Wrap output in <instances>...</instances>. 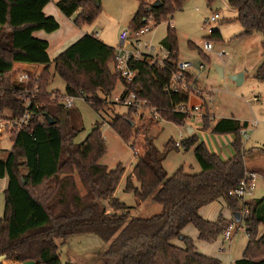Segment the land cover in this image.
Returning <instances> with one entry per match:
<instances>
[{
    "label": "trees",
    "instance_id": "1",
    "mask_svg": "<svg viewBox=\"0 0 264 264\" xmlns=\"http://www.w3.org/2000/svg\"><path fill=\"white\" fill-rule=\"evenodd\" d=\"M98 1L0 0V114L8 111L7 119H18L24 115L28 100L35 116L26 129L11 132L13 148L5 159L0 155V180H8L5 215L0 220V264H63L61 247L82 235L97 236L107 245L100 256L102 264H221L200 254L194 241L183 237V231L193 225L200 241L210 243L220 238L226 229L223 220L206 221L200 211L222 199L235 216L244 208L249 211L243 221L248 244L243 258L235 264H264V235L259 231L264 225V199L244 203L229 196L246 175L247 152L241 131L248 128L247 122L223 118L214 124L213 134L236 138L232 142L235 155L227 160L204 143L198 144L195 135L182 141L181 149L186 152L196 146L194 156L201 172L191 175L180 168L171 177L163 164L171 150L180 149L171 139L161 152L144 129L143 153L135 155L137 163L127 178L125 192L138 203L151 199L162 207L160 214L150 218H133L135 208L116 198L126 171L122 165L110 170L100 163L107 152L103 124L98 123L83 143L75 142L82 131L71 125L60 98L52 100L48 87L57 75L65 82L64 97L82 95L98 112L103 104L98 93L109 96L119 83L125 84L111 69L115 49L94 35H85L51 61L49 43L34 35L53 34L60 29L59 22L44 12L53 2L68 19L78 14L75 24L81 27L96 20ZM184 1L160 0L158 7L141 2L130 30L138 31L151 23L161 25ZM207 1L210 5L215 2ZM228 4L238 13L237 21L244 28L242 37L261 34L264 49V0H228ZM213 38L220 39V33L213 30ZM177 44L175 29L169 24L162 43L169 54L165 66L134 63L139 75L127 85V91L158 108L168 122L186 127L187 118L172 113L171 103L187 98L164 92L176 69L174 62L179 60ZM16 65L46 67L28 85L29 90L36 91L34 98L25 96L24 86L14 82ZM255 77L264 82V61ZM128 111V116L112 123L125 142L140 136L129 118L130 113L137 112ZM41 117L46 120L44 125L38 120ZM47 117L55 123L51 125ZM213 123L208 120L204 131ZM180 237L183 247L174 243Z\"/></svg>",
    "mask_w": 264,
    "mask_h": 264
},
{
    "label": "rangeland",
    "instance_id": "2",
    "mask_svg": "<svg viewBox=\"0 0 264 264\" xmlns=\"http://www.w3.org/2000/svg\"><path fill=\"white\" fill-rule=\"evenodd\" d=\"M157 1L160 0H99L100 10L93 24L78 27L75 24L78 14L70 19L63 16L58 22L61 25L62 34L71 36L70 43L75 41L79 34L85 36L98 33L100 41L115 49L120 44V35L130 30L131 22L137 14L141 2L152 5ZM51 7L55 8V2L51 4ZM216 14L220 18L213 23L211 19ZM237 18L238 13L229 6L228 0H215L212 5L207 0H185L181 8L175 11L173 17L157 27L151 23L149 25L152 29L151 32L142 39L143 42H148L159 48L166 39L168 27L171 24L178 38L179 59L205 65V70L197 81V89L202 94L199 99L194 98L197 106L205 108L201 110L200 117L195 121L186 122V126H190L194 130L191 135L188 134L186 127L177 126L165 118L168 123H158L148 116H141V113H130L129 118L135 123L134 131L138 130L140 136L125 142L112 128V123L118 117L128 116L129 113V109L126 107L114 104L115 98L123 92L121 83L109 96L98 93V97L103 103L98 112L81 98L76 100L73 107L65 110V114L71 118L73 127L82 131L75 140L77 144L83 143L98 123L103 124L102 133L107 152L100 163L110 170L116 169L118 165L125 168L126 172L117 189L116 198L129 207H135L138 204L132 194L125 192V188L127 178L137 163L138 158L135 157V151L140 154L143 153L141 145L144 142L142 135L144 129L148 131L147 136L154 139L156 147L161 152L165 150L166 144L171 139L175 142H182L195 135L198 138V144L204 143L212 153L223 159H229L235 155L232 141L236 138L232 135L218 136L213 134V126L220 118H235L241 122L257 121L259 123L256 130H249L247 137H242V142L247 152L245 162L250 171L248 173L254 171L259 176L249 200L264 199V82L255 77L259 66L264 61L263 37L259 33L250 37H242L244 28L237 21ZM211 30L218 31L221 38L210 39L209 31ZM208 39L213 43V52L203 53V43ZM190 44H194L197 49ZM220 53L223 54L222 57L219 56ZM217 67L223 69V78L218 74ZM19 73L22 72H15L14 82L16 83H18L17 75ZM240 74L244 75V80L239 86L231 78ZM48 89L52 91V100H58L60 96L65 95V82L56 75ZM29 91L35 90L30 89ZM254 98H258L259 102H255ZM209 113L211 116L207 115ZM9 115L10 113L5 111L0 114V119H7L6 117ZM208 120L214 123L210 129L204 131L205 123ZM195 147H192L188 152L180 149L179 151L171 150L168 153L163 165L169 177L180 168L191 175L201 172V167L194 156ZM12 148L11 132L7 131L0 134L1 157L5 159ZM3 188L4 183L0 180V220L5 215L6 207ZM161 212L162 207L149 199L145 208L132 209V217L150 218ZM259 231L260 236H263L264 225L260 227ZM248 240L244 222L234 224L232 241L227 242L223 235L220 236L218 248L219 253H223L222 256L225 261L222 264H231L229 258L241 253L242 249L247 246ZM174 243L180 245V238ZM231 245H233V251H230ZM106 248L107 245L97 236H75L68 245L61 247L60 255L63 264H102L100 256L106 251Z\"/></svg>",
    "mask_w": 264,
    "mask_h": 264
},
{
    "label": "built area",
    "instance_id": "3",
    "mask_svg": "<svg viewBox=\"0 0 264 264\" xmlns=\"http://www.w3.org/2000/svg\"><path fill=\"white\" fill-rule=\"evenodd\" d=\"M219 18V15L216 14L211 19V22L215 23ZM151 30V27L148 26L138 31L128 30L120 35V44L115 48V58L112 66L114 72L125 81V84H123V92L119 97L115 98L114 104L122 105L129 110H134L137 112L136 114L141 113V116H148L154 122L168 123L158 108L152 107L147 100H140L136 93H128L127 91V85L135 82L139 75V71L132 66L134 63L145 62L149 66L158 65L159 67H164L165 62L168 60V51L163 46L157 48L148 42H143V37L147 36ZM209 33L211 35L212 30L209 31ZM94 36L97 39L99 38L98 33ZM202 51L203 53L213 52V43L209 39L204 41ZM219 56L222 57L223 54L220 53ZM174 64L176 69L172 72L169 82L164 87V92L172 97L185 96L187 98L185 101L179 103L172 101L171 111L172 113L185 116L187 121L193 122V120L195 121V119L200 117L201 110L205 108L203 106H197L196 103L193 102L194 98L199 99V96L202 94V92L197 89V81L201 73L205 70V65L192 61H181L180 59L175 61ZM17 76L18 83L24 86L23 94L25 96L31 95L34 98L36 91L30 92L28 88L29 83L34 80L32 76L25 72L19 73ZM78 98L85 100V97L82 95H80V97H64L62 95L60 96V101L67 109L73 107ZM254 101L259 102L258 98H254ZM24 106L25 113L22 117L18 119H0V134L7 131H21L29 126L31 120H33L35 116L34 113L31 112L30 101L26 100ZM207 115L211 116L210 113ZM38 120L43 125L46 123L43 117L38 118ZM247 124L248 128L241 131L242 137H247L248 131L256 130L259 125L257 121ZM181 144L182 142L176 141V146L179 149L182 148ZM137 154H139V152L135 151V155ZM258 178L259 176L256 173L246 172L245 178L240 182L237 189L229 193V196L240 199L244 203L248 202L255 189V183ZM248 215V209L244 208L240 215L241 221L243 222L248 218ZM233 232L234 224L228 225L223 233L224 240L227 242L231 241Z\"/></svg>",
    "mask_w": 264,
    "mask_h": 264
},
{
    "label": "crops",
    "instance_id": "4",
    "mask_svg": "<svg viewBox=\"0 0 264 264\" xmlns=\"http://www.w3.org/2000/svg\"><path fill=\"white\" fill-rule=\"evenodd\" d=\"M44 12L47 16L54 17L57 21L61 17H63V15L56 8V6H55V8L51 7V4L44 10ZM34 36L38 39L45 40L49 43L48 55H49V58L51 61H54L60 54H62L65 50H67L70 46H72V44H75L81 38L84 37V35L79 34L77 36V38L74 37V38H76L75 41H72V43H70L71 36H66V35L62 34L61 25H60V29L58 30V32H56L54 34L37 32V33H35ZM104 44L107 45V43H105V42H104ZM111 67H112V71L114 72L113 66H111ZM45 69H46L45 66H33V65H16L15 66L16 72H18V71L25 72V73L28 72V74L30 73L31 76L33 75L32 78L34 80H37L40 77V75L45 71ZM48 92L51 93L52 91H49V89H48ZM193 102H195V100H193ZM220 119H223V118H220ZM70 121H71V118H70ZM247 123H249V122H247ZM71 125L73 126L72 121H71ZM225 160H227V159H225ZM246 172H250L249 169H247V166H246ZM251 172L254 173V171H251ZM2 182L4 183L3 190L5 191L7 186H8V180L3 179ZM134 199L136 200L135 197H134ZM146 202L136 204L134 207L135 210L143 209V207L145 208ZM200 214L204 220L209 221V222H216L218 220H223L226 228L230 224L238 223L237 216H235L229 210L226 202L223 199L202 208L200 211ZM183 237H187V238L193 240L196 247H197V250L200 254H202L206 257H209V258H215V259L219 260L221 262V264L223 262H225L223 259V256H222L223 253H219V248H218V245L220 242L219 238L216 241L210 242V243L200 241L199 240V233L193 225H189L188 227H186L184 229ZM74 238H75V236L72 237L63 247L68 245V243H70ZM177 246L183 247L182 240H180V245H177ZM246 247H245V249H246ZM245 249H242L241 253H238V255H236L235 257L232 256L231 258H229L230 263L235 264L237 261L241 260L243 258ZM230 251H233V245L230 246ZM61 260H62V258H61Z\"/></svg>",
    "mask_w": 264,
    "mask_h": 264
},
{
    "label": "water",
    "instance_id": "5",
    "mask_svg": "<svg viewBox=\"0 0 264 264\" xmlns=\"http://www.w3.org/2000/svg\"><path fill=\"white\" fill-rule=\"evenodd\" d=\"M159 5H160V2H156V3L154 4V7H158ZM216 70H217L218 74L223 78V77H224L223 69L217 67ZM231 79H232L235 83H237V85L240 86V85L243 83L244 75H243V74H240V75H238V76L232 77ZM47 119H48V121H49V123H50L51 125H53V124L55 123L51 118L47 117ZM186 130L188 131V134H189V135H191V134L194 132V130H193L190 126H186ZM236 216H237V218H238V222H240V221H241V216H240V215H236ZM180 240H183V237H180Z\"/></svg>",
    "mask_w": 264,
    "mask_h": 264
}]
</instances>
